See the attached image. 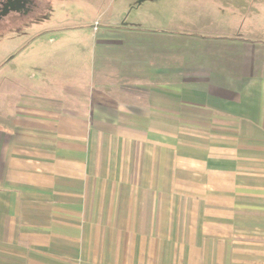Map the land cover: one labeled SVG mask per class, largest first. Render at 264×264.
<instances>
[{
	"label": "crops",
	"instance_id": "obj_1",
	"mask_svg": "<svg viewBox=\"0 0 264 264\" xmlns=\"http://www.w3.org/2000/svg\"><path fill=\"white\" fill-rule=\"evenodd\" d=\"M113 2L11 48L61 76L0 78V264H264V37Z\"/></svg>",
	"mask_w": 264,
	"mask_h": 264
},
{
	"label": "rangeland",
	"instance_id": "obj_2",
	"mask_svg": "<svg viewBox=\"0 0 264 264\" xmlns=\"http://www.w3.org/2000/svg\"><path fill=\"white\" fill-rule=\"evenodd\" d=\"M86 3L87 0H15L10 10L0 17V66L5 59L13 55H10L12 47L18 45L20 52L21 46L26 45L28 40H33L37 35L35 30H29L27 27L34 26L37 29L46 26L48 22L43 13L44 9H49L52 17H63L66 14H76ZM113 3L123 7L129 6L130 10L125 12L122 19H127L128 22L139 19L142 21L146 17L148 27L165 25L163 18L167 14H176L178 18L187 21L189 9L196 15L206 10L210 11V20L215 23L212 27L221 28L223 24L219 23V20H226L228 24H234L233 27L238 33L250 31L252 37H264V0H114ZM203 19L206 20L201 17L200 21H205ZM58 52L57 45L50 51L44 50L40 44L34 45L31 50L24 49L23 52L13 55L15 58L12 59V64L0 70V78L18 79L20 92L34 86V89L41 93L49 88V84L60 83L58 78L61 73L54 65L46 62L49 57L59 56ZM32 73L40 78L32 77ZM71 73L74 76L73 69H69L68 74ZM2 84L11 85L7 81H3Z\"/></svg>",
	"mask_w": 264,
	"mask_h": 264
},
{
	"label": "flooded vegetation",
	"instance_id": "obj_3",
	"mask_svg": "<svg viewBox=\"0 0 264 264\" xmlns=\"http://www.w3.org/2000/svg\"><path fill=\"white\" fill-rule=\"evenodd\" d=\"M14 4L15 0H0V17L7 13Z\"/></svg>",
	"mask_w": 264,
	"mask_h": 264
},
{
	"label": "built area",
	"instance_id": "obj_4",
	"mask_svg": "<svg viewBox=\"0 0 264 264\" xmlns=\"http://www.w3.org/2000/svg\"><path fill=\"white\" fill-rule=\"evenodd\" d=\"M99 26V23L98 22H96L95 24H94V28H95V30H97V27Z\"/></svg>",
	"mask_w": 264,
	"mask_h": 264
}]
</instances>
